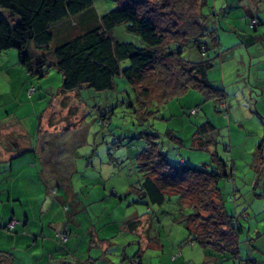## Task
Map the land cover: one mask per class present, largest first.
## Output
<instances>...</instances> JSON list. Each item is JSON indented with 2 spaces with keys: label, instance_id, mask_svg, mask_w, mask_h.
Instances as JSON below:
<instances>
[{
  "label": "rangeland",
  "instance_id": "rangeland-1",
  "mask_svg": "<svg viewBox=\"0 0 264 264\" xmlns=\"http://www.w3.org/2000/svg\"><path fill=\"white\" fill-rule=\"evenodd\" d=\"M220 2L221 0H217V3ZM212 5V0H208L204 11L207 13L208 8ZM116 6V0H92L90 9L66 18L61 25L58 24V27L57 24L52 26L51 30L54 35L50 46L54 47L65 41V31L59 36V28L69 32L76 28L81 30L93 27L97 25L103 13ZM221 10L218 8V13ZM238 12L239 9L231 8L225 15H221L220 19L231 23L230 21H233L231 18L238 19ZM75 22L78 23L76 27L73 26ZM225 28L228 29L226 34L229 37L234 35V39L240 40L234 31V34L228 33L233 30L231 26L227 24ZM235 31L240 35V29ZM110 33L122 41L140 42L139 36L127 31L125 24L115 25ZM184 46L183 55L190 59H197L200 53L192 44L188 42ZM6 54H9L10 58L14 56V60L11 61ZM0 55L5 57V65L18 66L20 69V71H14L11 80H4L0 84V98L4 101L3 103L0 100V117L4 121H8V116L11 115L10 117L13 118L16 115L17 122H20L30 134L28 137L27 133L23 132L19 139L21 142L30 140L32 145H39L40 142L38 140L39 131H36L39 126L38 121L44 120L41 125L43 128L49 117L51 120L47 121L46 129L40 130L47 136L45 144L53 146L57 151H69L68 153L63 151V154L60 152L63 156L53 159L56 167L58 165L59 170L64 172L63 169H60L62 168L61 163L67 159L71 160L74 166L72 171L68 174L63 173L58 180L52 178L45 181L47 185L43 186L48 188L47 192H39L37 183L36 185L24 184L20 186L21 191L31 192L33 197L30 199L7 200V191L3 189L2 195L5 200L9 204L14 203L17 210L20 209L19 205H23L22 208L29 207L30 209L33 200L36 203L41 201L46 205L47 202L54 200L55 209L49 215L43 216L42 221L46 224L45 236L50 234L55 246L49 244L50 249L42 246L33 247V240L31 241L30 238L29 241H22L15 248L13 240L10 239L11 236L5 234L0 237V249L2 252L4 251L0 264H53L57 260L63 262L85 259L82 250L73 251L74 249L68 247L66 243L70 237L68 229L59 228L60 230L54 232L56 229L49 225L50 216L55 219L53 221L64 223L56 225H64V228L69 225L72 234L79 233L81 240L89 241L92 238L91 242L94 246L89 251L92 256L99 255L96 264H170V256L181 255L179 252L181 249L186 256L184 264H206V258H199V255L194 256L190 261L187 260L190 254L187 252L190 245L189 243L179 244V241L186 236V229L180 221L175 219L179 209L172 199L159 205L152 203L147 205L146 203L131 202V199H136L133 194H128L126 197L130 185L136 182L140 176L135 168V162L137 154L146 144L144 132H154L158 135L159 149L166 154L171 163H177L184 159L189 165H203L211 160L213 150L217 151L222 158L227 159L230 150H226L224 143L229 142L232 145V154L239 157L238 163L245 167L251 162V153L246 154L244 148L250 147V150L247 151H252L255 142L259 141L262 136L253 128L257 123H250L247 118L244 124L249 126L247 129L250 132L247 134L244 132L235 133L231 138L230 127L227 129L226 121L218 122L219 118L223 117L220 112L215 110L214 101L204 99L203 94L197 89L180 93L163 103L152 98L148 108V106L143 107L139 103L133 86L123 77L115 76L114 89L95 90L90 87H82L71 92H63L61 90L62 73L56 67L50 66L48 72L39 77L31 75L18 64L16 49L4 50ZM219 70V66L217 67L215 64L209 70L212 80L220 81L222 79V73ZM225 81L226 84L231 83L232 75L226 74ZM228 88L230 93L234 91L232 95L234 94L235 99L241 97L244 100L247 98L243 106L246 108L251 106L248 92L245 97H242L244 93L239 90V87L235 88L231 84ZM234 97L232 96V99ZM252 97H256L255 92H252ZM196 104H199L200 110L197 113H190V109ZM208 118L213 119L218 123L217 126H220L218 142L214 144L216 146L211 145L210 148L201 150L192 148L191 141L196 127ZM51 121L53 125L49 124ZM12 124L16 126V123ZM168 130L173 131V134L182 140V144L169 136ZM3 132L11 133L7 128H4ZM242 135L245 136L242 137ZM6 137L3 138L6 139ZM28 154L31 153L25 155ZM63 157L64 159H62ZM21 159L22 156H19L14 160ZM42 168L43 166L36 167V175L39 179L40 176L42 177L40 174ZM66 182L71 183L70 188L73 189L75 196L69 199L65 195V201L60 202V198L64 196L63 187ZM224 183L225 179H221L220 186H223ZM77 200L80 202L78 203ZM1 209L0 205V211ZM135 209L139 210L138 213H142L143 220L141 230L136 233L124 230L123 227V222L130 217V213ZM7 211V207H4V213ZM145 212L149 216L148 224L146 219H143L146 216L143 215ZM8 215L11 216V209H9ZM19 216H23L21 211ZM13 218L14 222L17 221L16 217ZM36 222L41 223L39 213L36 215ZM88 229H93L94 233H89ZM0 230L2 229L0 228ZM62 231L69 232L66 240L61 237ZM157 231L163 241V247L156 248L149 245L150 247L145 248V241L156 240L154 234ZM81 232L84 234H80ZM13 234L12 232L11 235ZM31 235L33 234L30 233ZM173 241L177 242L172 249ZM46 244L48 245V243ZM54 247L55 250L59 249L60 251L58 250L52 256L49 253ZM101 247L107 249L109 253L101 256L103 250ZM192 248L197 249L199 245H194ZM137 252L141 253V263L138 262L140 258L134 256ZM123 255H126L125 259Z\"/></svg>",
  "mask_w": 264,
  "mask_h": 264
},
{
  "label": "trees",
  "instance_id": "trees-1",
  "mask_svg": "<svg viewBox=\"0 0 264 264\" xmlns=\"http://www.w3.org/2000/svg\"><path fill=\"white\" fill-rule=\"evenodd\" d=\"M116 3L117 6L103 13L93 27L69 32L59 28V36L65 31V41L51 47L52 26L57 24L58 27L66 18L90 9L92 0H0V53L16 49L18 64L39 77L45 75L50 66L56 67L62 73L63 92L82 87L114 89L115 76L123 77L133 86L139 103L148 108L152 98L163 103L180 93L197 89L204 99L214 101L215 110L225 118H219L218 122L226 121L229 129L227 98L232 95L229 85L209 76V70L221 53L218 10L211 6L206 13L207 0H116ZM252 19L256 20L254 24ZM117 24H125L127 31L139 36L140 42L122 41L113 36L110 32ZM258 24V17L253 16L248 26L253 31ZM188 42L200 53L197 59L183 55ZM254 89L250 84L247 92ZM248 96L251 98L252 94ZM198 110L200 106L196 104L190 113ZM258 120L264 125V116ZM38 124L40 132V120ZM49 124L53 125L52 121ZM217 124L209 118L200 123L193 133L191 147L201 150L216 144L220 131ZM167 134L182 144L173 131L168 130ZM144 135L146 144L135 162L140 176L130 185L126 197L133 194L136 199L131 202L147 205H159L172 199L179 209L175 219L186 229V236L179 244L195 242L235 258L243 227L239 218L248 216L244 211L228 212L223 186H220L221 179H232L234 165L215 150L211 160L203 165H189L184 159L171 163L159 149L158 135L149 131ZM224 147L228 150L230 143H224ZM252 157L256 162L255 182H258L264 177V135L257 142ZM14 220L10 218L0 223V228L11 231L16 221L9 228L7 225ZM123 223L132 231L139 219L130 218ZM61 233L66 234V239L69 236V232ZM3 252L0 251V259ZM64 262L92 264L88 258Z\"/></svg>",
  "mask_w": 264,
  "mask_h": 264
},
{
  "label": "crops",
  "instance_id": "crops-1",
  "mask_svg": "<svg viewBox=\"0 0 264 264\" xmlns=\"http://www.w3.org/2000/svg\"><path fill=\"white\" fill-rule=\"evenodd\" d=\"M212 4V6H214L217 10L218 8H223L218 16V33L221 53L214 61V64L220 68L219 72L222 73V79L219 82L225 85V75H232L233 81H230L231 83L226 85L233 84L235 88L239 87V90L246 94L248 86L252 84L255 88L253 91L256 94L255 98H249V104L251 106L254 105V107L250 106L249 108L243 106L246 101L245 99L247 98L243 100L241 97L240 99H235L234 97V99H232V95H229L227 98V108L229 112L228 125L230 127L231 138L235 133L241 134L244 132L247 134L250 132L249 129H247L249 126L247 127V125L244 124L247 118L250 123H257L253 126V128L258 134L263 136L264 125L260 120H258V118L264 116V0H221L220 3H217V0H212ZM231 8L239 9L238 19L231 18L233 20L230 21L232 24L226 23L224 20L220 19V16L225 15V13H227ZM253 16L258 17L259 24L255 30L252 31L248 26V23ZM74 24L77 26L78 23L75 22ZM227 24L233 28V30L228 33L234 34L235 32L237 37L241 38L242 41L236 38L234 39V35L229 37L228 34H226V31H228V29L225 28ZM239 29L241 30L240 35L239 32L235 31ZM6 56L11 61L14 60V56H11V58L9 54H6ZM5 64V57L0 55V84L1 82H4V80H11L15 70L20 71L18 66H7ZM251 91L252 90H249L250 94L253 92ZM232 93H234V91ZM0 100L4 103L2 98H0ZM241 101L243 102L242 105ZM10 116H8V121H4L3 118L0 117V187L1 189H6L7 200L11 199L13 201H22L25 198L30 199L33 196H31V192L21 191L20 186L24 184L36 185L37 183L39 192H47L48 188L43 186L45 181L51 180L52 178L58 180L60 175H63V173L68 174V172L74 169V166L71 160L67 159L61 163L62 168L60 169H63L64 172L59 170L58 165L56 167L53 159H59L63 156L61 154L64 152L68 153L69 151H57L54 150L53 146L45 144V138H47V136L43 133V131L38 132V140L40 141L39 145H32L30 140L21 142L19 137L23 135V132H26L27 136L30 137L29 131L24 129L20 122H17L15 118L16 115H14L13 118ZM49 119L50 118L48 117L47 121ZM47 121H45L46 125L43 128L40 127L41 130L46 129V126H48ZM43 122L44 120L40 119V125H42ZM12 123H16V126ZM4 128L10 130L11 133L5 134L3 132ZM36 131H38L37 128ZM4 136H7L6 139L3 138ZM244 136L245 135H242V137ZM257 142H255V146L252 151H247L250 150V147L244 148L246 154L248 152L251 153V162L245 167H242V165L238 163L237 159L239 157H235L232 154L233 149L231 144L228 148L230 153L226 159L227 162L232 163L235 168L232 179H225V183L222 188L223 196L226 199V208L230 213L244 211L248 216L247 219L239 218L243 227H241L242 230L238 236L239 242L237 256L235 258L227 257L228 255L223 256L219 252H216L215 250L213 251L210 247L205 248L198 243L188 242L190 245V248L187 251L190 253L189 258L187 259L188 261L192 260L194 256L199 255V258H206V264H264V177L261 176L258 182H255L256 174L253 169L256 162L255 158L253 159L252 157V152L255 151ZM60 152L62 153L60 154ZM19 153H22L24 156L22 155L21 160L15 161L14 159L19 157L15 156ZM27 153L31 154L25 155ZM62 159H64V157ZM38 166H43L40 171V174L42 175V177L40 176V179L36 175V167ZM70 184L71 183L66 182V185H64V196L60 198V202L65 201V195H67L69 199L75 196L73 189L70 188ZM234 186L235 189H233ZM2 193H0V205L2 207L0 211V223L4 224L13 217H16L17 221L11 229L14 230L12 231L14 233L13 235H11V231L6 232L0 230V237L5 236V234L10 235L11 237H8L13 240L15 248L22 241H29L31 238V241L33 240V247L42 246L50 249L49 244H54L55 242L50 238V234L45 236L46 224L42 221V217L49 215L55 209L54 200L47 202V205L41 201L36 203L35 200H33L30 209L29 207L22 208L23 205H19L20 209L17 210L16 205L14 203L9 204L8 201L5 200ZM117 194L120 195L119 192H117ZM77 202L79 203L80 200H77ZM4 207H7V213H4ZM9 209H11L10 217L8 215ZM20 211L23 214L22 217L19 216ZM138 212L139 210L135 209L134 212L130 213L131 215L128 218H138V226L131 231L123 225L124 230L135 233L141 230V227L143 226V220L141 217L142 213ZM38 213L40 214V224L36 222V215ZM146 214L147 213L145 212L143 215ZM143 219H146L148 224L149 216L146 215ZM53 220L55 219L50 216L49 225L51 228L56 229L54 232L60 230L59 228L69 230L70 237L66 242L68 247L70 249H74L73 251L82 250L84 258L91 259L92 264H96L99 255L92 256L89 251L90 248L94 246L91 242L92 238L89 241L87 239L81 240V235H79V233L72 234L69 229V225L64 228V225H56L63 222ZM88 232L93 234L94 230L88 229ZM30 233L33 235L30 236ZM80 234L84 233L81 232ZM154 235L156 236V240L152 242L145 241V248L147 246L150 247L149 245L156 248L163 247V241L159 236V232L157 231ZM72 236L73 239H71ZM176 242L177 241H173L171 247L172 249L175 247ZM46 243H48V245ZM194 245H199V248H192ZM55 249V247L51 249L49 254L54 256L55 252L59 250ZM140 249H142V247H140ZM0 251H2V249H0ZM61 251L64 252L63 250ZM179 252L181 255L177 254L176 257L170 256V264H184L183 261L186 260V256L183 254L182 249L179 250ZM108 253L109 251H107V249H103L101 256H105ZM137 254L136 255L140 258L141 253L139 254L138 252ZM123 257L125 259L126 255H123ZM139 260L138 262L141 263V258ZM54 263L65 264L64 261L59 262V260L53 262V264Z\"/></svg>",
  "mask_w": 264,
  "mask_h": 264
},
{
  "label": "built area",
  "instance_id": "built-area-1",
  "mask_svg": "<svg viewBox=\"0 0 264 264\" xmlns=\"http://www.w3.org/2000/svg\"><path fill=\"white\" fill-rule=\"evenodd\" d=\"M255 22H256V20L252 19V24H254ZM13 224H14V221L8 223L7 227L9 228V227L13 226ZM61 237L63 240H66V234H62Z\"/></svg>",
  "mask_w": 264,
  "mask_h": 264
}]
</instances>
